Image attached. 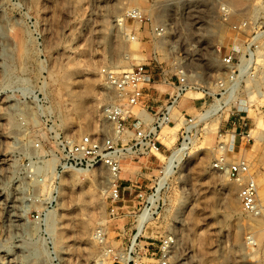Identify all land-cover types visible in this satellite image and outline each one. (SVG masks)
Here are the masks:
<instances>
[{
    "label": "rangeland",
    "instance_id": "374dc122",
    "mask_svg": "<svg viewBox=\"0 0 264 264\" xmlns=\"http://www.w3.org/2000/svg\"><path fill=\"white\" fill-rule=\"evenodd\" d=\"M135 8L147 18L163 20L161 40L149 22L124 21ZM230 53L234 63L245 59L247 77L232 92L236 105L217 111L205 93L223 78L219 60ZM144 61L167 77L181 65L201 89L180 99L173 111L175 124L158 134L165 158L189 144L166 179L165 160L157 155L122 164V187H138L125 194L122 211L136 212L139 193L156 202L153 219L139 231L129 218L109 222L110 244L124 250L137 237L141 246L146 239L151 244L148 253H156L158 241L171 231L178 240L171 264H264V219L245 216L237 185L211 170L217 131L227 130L237 115L242 128L262 138L245 152L241 146L229 162L240 157L250 162L264 199V0H0V264L98 263L92 235L107 213L106 171H85L78 180L59 173L61 199L55 220L48 222L52 233L45 235L39 232L41 223L31 218L41 206L27 200L42 188L27 178L26 163L37 156L31 148L37 142L47 151L54 149L57 137L94 134L112 99L103 72L116 75ZM254 84L258 91L251 92ZM149 95L167 98L155 91ZM180 113L193 120L184 142ZM17 215L21 219L13 222ZM20 223L39 228L33 242L44 254L38 260L28 258L30 241Z\"/></svg>",
    "mask_w": 264,
    "mask_h": 264
},
{
    "label": "built area",
    "instance_id": "2783aa9c",
    "mask_svg": "<svg viewBox=\"0 0 264 264\" xmlns=\"http://www.w3.org/2000/svg\"><path fill=\"white\" fill-rule=\"evenodd\" d=\"M124 19L125 22L131 21L137 24L149 22L151 32L158 40L163 38L161 33L166 30V24L162 19L157 22L154 18H147L138 8L128 10ZM119 23H122V19ZM129 39L135 41L134 36ZM233 59V54L230 53L219 60L223 67V78L218 80L216 89L213 91L209 89L208 93L204 92L208 98H211L212 105L221 104L223 107L236 105L229 94L230 91L234 92L240 87L243 78L247 77L248 68L245 59L240 58L236 63ZM144 62L116 75L103 72L105 85L110 90L112 99L103 107L102 122L97 125L94 134L57 137L54 149L47 151L37 142L31 147L37 156L27 159L26 163L27 178L37 188H42L41 193L34 194L27 200L41 206L31 218L41 223L40 232L45 235H50L49 228L52 225L48 222L55 220L54 211L61 199L57 182L59 173H83L98 169L106 171L107 213L104 223L98 226L92 235L93 241L99 247L97 264H171L177 247L176 234L171 231L158 241L156 253H148L151 244L147 243V239L144 241L146 246H141V242L137 243V239L133 238L124 250L121 246L111 245L108 239L109 222L129 218L133 220L135 229L138 230L141 215H145L141 219L145 220L141 228L153 219L152 209L156 201L150 195L145 196L143 193L135 196L139 205L135 213L122 211L126 209L125 204L128 202L125 194L130 196L133 188H138L133 186L134 184L122 187L120 179L122 164L126 160L145 157L148 154L153 156L160 154L162 144L158 141V134L164 127L175 124L173 111L177 108L180 99L188 91L195 92L201 89L200 86L192 83L191 76L186 74L181 65L173 69V76L167 77L162 70L156 73L147 61ZM235 82L239 83L237 88L233 89ZM156 84L167 87L171 92L158 90L156 87L160 85ZM249 90L258 91V86L254 84ZM151 91L164 97L166 95L167 98L150 97ZM151 105L158 107L155 111H151L149 109ZM135 107H140V111L133 113ZM180 114L184 124L181 132V135H185L182 137L184 142L193 128V120L183 113ZM236 140L239 141L244 152L251 142V148L255 143L251 130L242 128L239 119L234 120L233 131H217L215 145L217 156L211 164V170L224 174L229 181L237 185V200L245 216L264 219V203L260 201L259 187L254 179L255 175L251 173L250 162L244 157L229 162L230 158L238 155L235 149ZM118 234H122V231ZM42 250L39 248L41 255L44 254Z\"/></svg>",
    "mask_w": 264,
    "mask_h": 264
},
{
    "label": "bare ground",
    "instance_id": "6f19581e",
    "mask_svg": "<svg viewBox=\"0 0 264 264\" xmlns=\"http://www.w3.org/2000/svg\"><path fill=\"white\" fill-rule=\"evenodd\" d=\"M120 21V19H116L115 20V22H117V24H118V22ZM162 48H163V46H162ZM126 60H128V59H131V60H136V61H140L139 60V58L137 57V56H126V58H125ZM122 69H124V68H122ZM125 70H127V69H125ZM237 83L238 82H235L234 84H233V86H234V88L235 87H237ZM233 88V89H234ZM236 89V88H235ZM234 91V90H233ZM188 94L190 95V92H186V96H188ZM197 95H198V93H196ZM232 91H230V95L232 96ZM194 95H195V93H194ZM259 96V95H258ZM260 98H262V96L260 97ZM222 108V105H218L217 107H215V110H220ZM213 111V110H212ZM208 116V113L207 114H205V115H203V116H200V118H199V120L201 121L202 119H205L206 117ZM196 122V121H195ZM258 124V123H257ZM256 128H258V127H256ZM261 129H262V127H261ZM261 129H259V131L261 132ZM251 134H253V138H255V141L257 140V141H261V138H262V134L260 135V133H257V132H254L253 130H252V132H251ZM259 134V135H258ZM258 135V136H257ZM188 143H183L182 144V146H181V148H179V149H177V150H175V151H173L172 153H171V155L169 156V157H163L161 154H156L159 158H161V159H163V160H165V167H164V178L163 179H166V177L168 176V174L171 172V170L172 169H174L175 167H176V165H177V163H179V161H180V154H183L184 153V151L188 148ZM161 174H163V172H160ZM72 174V176H74V179H79V173H71ZM84 176V175H83ZM86 177V176H85ZM82 178V177H81ZM89 179V178H88ZM21 184V183H20ZM163 184V183H162ZM162 184L159 182L158 183V188L156 189V191H159V189L162 187ZM26 185V184H25ZM22 186H23V184H22ZM18 187V186H17ZM22 188V187H21ZM24 188V187H23ZM23 190H25V189H23ZM261 190V189H260ZM261 192V191H260ZM260 192H259V198H260ZM18 193V192H17ZM151 198H152V196H151ZM18 200V199H17ZM22 201V200H21ZM260 201L262 202V203H264V199H261L260 198ZM21 208V207H20ZM21 216H18L17 215V217H15L16 218V221H13V222H18L19 220H18V218H20ZM143 217H145V215H141V218L139 219V222H138V231L141 229V225H142V223L145 221V220H141V219H143ZM21 219V218H20ZM19 226L21 227V233H22V235H24V236H27L28 238H27V240L28 241H30V243H29V245L31 246L30 247V249L28 250V258H31L32 260H38L39 259V257H40V252H39V248L38 247H36L35 245H34V239H35V237H36V235L38 234V229L37 228H34V227H28V226H26V225H24L23 223H20L19 224ZM53 226V225H52ZM9 227V226H8ZM52 229H53V227H50L49 228V232H50V234L52 233ZM142 231V230H141ZM140 231V232H141ZM40 232V231H39ZM139 233V232H138ZM137 235V234H136ZM35 236V237H34ZM135 238H137V237H134V239ZM33 242V243H32ZM25 259H27L26 257H24Z\"/></svg>",
    "mask_w": 264,
    "mask_h": 264
},
{
    "label": "crops",
    "instance_id": "0c3cea01",
    "mask_svg": "<svg viewBox=\"0 0 264 264\" xmlns=\"http://www.w3.org/2000/svg\"><path fill=\"white\" fill-rule=\"evenodd\" d=\"M157 107H158L157 105H151L149 109L151 111H155L157 109ZM183 111H185V110L183 109ZM184 115L186 116L187 114H184ZM234 120H238V119L233 118L232 121L230 122V124L226 125V129L227 130L233 131V122H234ZM240 147H241V144L239 143L238 140H236L235 141V149H236V153L237 154H239V152H240Z\"/></svg>",
    "mask_w": 264,
    "mask_h": 264
}]
</instances>
